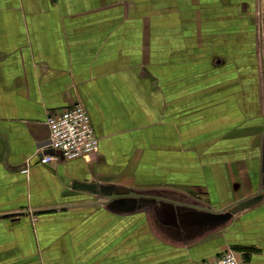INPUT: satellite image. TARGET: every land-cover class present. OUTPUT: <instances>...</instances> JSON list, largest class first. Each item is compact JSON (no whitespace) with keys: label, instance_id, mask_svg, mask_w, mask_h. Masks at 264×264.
I'll return each instance as SVG.
<instances>
[{"label":"crops","instance_id":"0c3cea01","mask_svg":"<svg viewBox=\"0 0 264 264\" xmlns=\"http://www.w3.org/2000/svg\"><path fill=\"white\" fill-rule=\"evenodd\" d=\"M263 144L264 0H0V264H264Z\"/></svg>","mask_w":264,"mask_h":264},{"label":"built area","instance_id":"2783aa9c","mask_svg":"<svg viewBox=\"0 0 264 264\" xmlns=\"http://www.w3.org/2000/svg\"><path fill=\"white\" fill-rule=\"evenodd\" d=\"M47 124L50 131L49 146L58 151L64 159L93 154L99 147V138L95 133L91 116L81 103L50 115ZM52 158L48 155L42 161L46 163ZM206 264H241L240 254L235 249H228Z\"/></svg>","mask_w":264,"mask_h":264},{"label":"water","instance_id":"95a60500","mask_svg":"<svg viewBox=\"0 0 264 264\" xmlns=\"http://www.w3.org/2000/svg\"><path fill=\"white\" fill-rule=\"evenodd\" d=\"M263 184H264V144H263ZM81 186L86 188V189H89V190H95L97 188V185H95V184H84ZM262 198H263V191H260L256 195L234 204L225 213L224 212H222V213L221 212H215V211H210V210H205V211H206V214L210 217V219L214 220L215 222L216 221L218 222L219 220H228L235 213L255 205Z\"/></svg>","mask_w":264,"mask_h":264}]
</instances>
